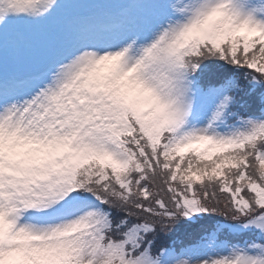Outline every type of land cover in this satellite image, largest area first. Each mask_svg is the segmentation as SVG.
I'll return each mask as SVG.
<instances>
[{
	"label": "snow or ice",
	"instance_id": "6c2138e0",
	"mask_svg": "<svg viewBox=\"0 0 264 264\" xmlns=\"http://www.w3.org/2000/svg\"><path fill=\"white\" fill-rule=\"evenodd\" d=\"M0 264H264V0H0Z\"/></svg>",
	"mask_w": 264,
	"mask_h": 264
}]
</instances>
